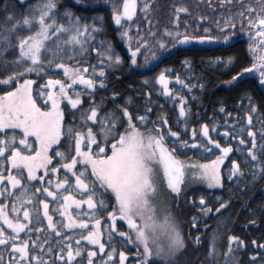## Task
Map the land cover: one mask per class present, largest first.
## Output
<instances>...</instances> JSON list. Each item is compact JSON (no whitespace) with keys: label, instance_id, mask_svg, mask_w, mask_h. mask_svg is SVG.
Returning a JSON list of instances; mask_svg holds the SVG:
<instances>
[{"label":"snow or ice","instance_id":"snow-or-ice-1","mask_svg":"<svg viewBox=\"0 0 264 264\" xmlns=\"http://www.w3.org/2000/svg\"><path fill=\"white\" fill-rule=\"evenodd\" d=\"M225 2L226 0H220L222 5ZM236 2L239 4L240 0ZM150 4L151 0L147 2L139 0V5L137 0H122V4L112 7L111 19L115 24L123 25L125 20H132L134 11L139 6L147 22V13L151 10ZM209 6L211 7V4ZM10 7L14 8L15 5L5 3L0 8V11L7 12L6 20L14 19L12 13L8 11ZM245 10L248 13L256 11L258 14L254 17L245 15ZM176 11L185 12L187 9L177 6ZM65 16L66 23L63 22ZM57 19L61 22L57 23ZM201 19L207 20V17H197V20ZM237 22L248 26L247 47L252 54V63L234 72L225 83L234 87L241 80L249 79L250 72H255L259 81L256 87L264 97V0H259V7L256 9L251 4H247L235 15L225 16L222 25L218 18L216 26L220 35H212L208 28H205L202 34L186 31L170 32L167 29L164 31L166 35L172 37L174 44L220 40L227 42L231 35L228 29ZM172 23H176L175 19ZM17 29L26 30L27 34L17 37V43L10 45L8 36ZM91 29L98 30L97 25L92 24ZM92 34L89 25H81L80 18L74 16L70 10L65 9L57 16L56 0H37L31 6L30 13L26 9L22 19H15L4 35H0V42L7 47L17 49L11 62L5 60L0 63V72L12 69L0 77V85L10 89L0 92V201H2L0 202V245L7 247L10 244L12 252L19 253V256H14L15 261L18 262L20 258L26 259L29 256L27 235L32 231V224L42 226L40 214L43 213L47 228L55 232L58 237L62 235L64 229L76 236L75 249L70 244L66 246L65 255L69 264H77L73 258L81 255V241L98 246L103 253L106 248L102 238L107 242L112 241L115 224L113 223L112 228H109L107 223H101L99 212L107 210L104 200L98 201L97 198L102 192L110 191L114 197V204L112 211H107V218L114 221L118 214L127 225L126 231L118 233L119 237L126 238L128 244H137L138 249L142 247L141 258L136 264H171L178 251L185 247V240L172 223L170 214L164 213L163 219L157 218L153 198L163 186L169 197L175 195L179 199L183 182L189 171L192 178L201 179L210 187L220 185V164L225 155L232 150L231 146L221 147L217 140L211 139L209 126L206 124L199 125V138L195 129L189 131L186 125H181V128L189 131L192 138L191 148L202 152H208L212 146L219 149V154L211 160H182L177 156L176 149L189 151V141L180 139L181 133L172 131L163 115L153 121V128L145 131L143 126L147 123V114H139L133 118L127 106H117L116 109L101 115L99 105L94 100H90L89 107L80 112L79 122H83L82 124L75 122L65 127L62 123L65 114L61 102L67 101L71 112L83 107L81 96L84 90H93L97 85L104 86V61L109 64L113 60L116 63L121 61L120 55L113 57L109 43L107 48H92V52L99 54L101 66L93 65L91 72L87 64L81 68L75 65V61H72L71 65L57 62L63 60L65 52L75 53L78 50L82 52ZM120 35L124 38L125 44H128L127 27L123 28ZM148 35L151 36L152 33L149 32ZM64 36L66 39H62ZM53 41H55L54 46ZM136 41L138 43L143 41V46L147 47L148 42L144 40L142 33L136 37ZM158 45L161 49L166 47L163 39L158 41ZM167 47L171 48L173 45L168 44ZM128 50L131 54L130 62L135 64L140 49L129 46ZM6 54L5 49L0 48V56ZM215 59L219 61L221 58ZM230 60L229 57L222 62L227 63ZM42 64L63 69L67 83L62 79L48 78L47 95L44 86H41L36 90V98H34L32 80L27 78L22 80L21 77H26L33 71L43 72ZM182 64L186 69L190 66L186 59ZM168 71L161 69L155 75V81L163 86L165 96L172 92L168 87L169 76L165 74ZM175 79L184 85V81L179 77ZM13 82L15 87H12ZM88 95H92L91 91ZM112 95L116 97L117 94L113 92ZM38 99L45 103L39 104ZM245 100L246 107L250 106L251 113H256L257 104L252 101L249 94L242 93L241 101ZM183 102L184 97L180 96V103L176 104L179 111L177 122L186 119ZM220 110L223 111V107ZM232 115L234 114H229ZM244 119L246 124L240 125L239 129L231 132V135L235 141H238L236 151L243 156V163L245 165L251 163L250 179L255 180L258 175L264 174V162H259L257 155L258 151L264 153V125L259 129L261 141L257 147L249 111L244 112ZM73 121H76L75 116ZM89 122L94 123L88 127ZM97 124L99 128L94 131ZM121 124H123L122 128ZM235 127L234 122L233 128ZM245 127H247V137L241 138ZM215 128L216 125L213 124L211 130L215 131ZM226 128L227 118L222 131L228 136L230 133L224 130ZM164 129L167 131L165 132ZM62 137L67 138V152L60 151L57 144ZM108 139H111L110 145L107 143ZM247 139H251V145L246 142ZM168 140L172 141V148L167 146ZM73 143L74 152L71 150ZM53 146H56L55 160L53 155L49 154V149ZM60 169L64 170L63 174H58ZM5 170H7L6 175ZM37 170H42L47 175V183H44V176H40V183L33 189V185L37 183ZM230 171L231 175L228 179L231 182L240 179L244 169L236 159H233ZM199 200L205 215L212 211L211 207H204L203 196L199 197ZM226 204L227 201L218 203L216 211L219 212ZM73 205L76 209L75 216L69 211L70 206ZM50 207L54 213L59 214L56 221H53V217L49 215ZM81 216L85 218H80ZM192 223L195 230L197 221L193 219ZM35 230L39 238L40 227ZM17 234L26 237L24 243L18 242ZM71 238L72 236H65L59 243L63 245L65 240ZM214 240L215 236L209 241V257L216 252ZM198 241L199 233L196 243ZM227 242L225 257L232 251L234 242L240 246L244 243L231 234L228 235ZM32 243L35 248L37 241ZM39 246L44 249L43 243ZM260 248L264 249V241L261 242ZM107 251L108 255L104 258L103 264H111L113 251ZM56 255L60 264H64V255H61L60 251ZM95 255L96 253L89 247L87 264H98L92 259ZM119 256L120 264H125V252L121 251ZM43 259L45 264H50L47 256ZM40 261L41 257L32 251L30 264H40ZM80 264H83V261Z\"/></svg>","mask_w":264,"mask_h":264},{"label":"trees","instance_id":"trees-1","mask_svg":"<svg viewBox=\"0 0 264 264\" xmlns=\"http://www.w3.org/2000/svg\"><path fill=\"white\" fill-rule=\"evenodd\" d=\"M36 2L37 0H30L25 6H20L14 0H0V8L5 3L15 5L14 8L10 7L8 9L14 17L13 20H6L7 12L0 11V25L3 26L0 27V35H4L9 26L15 22V19H22L26 9L30 13L31 6ZM65 9L67 8L58 5L57 16L61 15ZM73 12L74 16L80 18L81 25H89V30L93 34L91 39L86 41V47L82 52L78 50L75 54L67 56L64 61L58 60L57 62L70 63L71 65L72 61H75V65H79L81 68L87 64L88 70L91 72L93 65L96 67L101 66L99 54L92 52V48H107L109 43L113 57L118 54L121 56V61L116 63L113 60L111 64L104 61V86L100 87L97 85L93 90L85 89L81 96L83 107L71 112L67 104H61L65 114L62 121L63 125L67 127L70 123L79 122L80 112L84 108L89 107L90 100H94L99 105L101 115L109 110L116 109L117 106H127L133 118L139 114H147V123L143 126L145 131L153 128V121L158 116L163 115L168 121V127L172 131L180 132V139L189 141V151L176 149L177 156L186 161L211 160L219 154V149L215 148V146H212L208 152L191 148L192 138L189 135V131L195 129L197 138H199V125L201 123L208 125L211 139L217 140L221 147L230 145L232 149L221 161V184L213 189L197 185L189 187L186 177L179 199L175 196L169 197L163 186L153 198L157 218L163 219L164 213L170 214L172 223L175 224L185 240V247L178 251L171 264H264V249L260 248L261 242L264 241V174L258 175L255 180L250 179L251 163L247 165L243 163V156L236 151L238 141H235L231 135V132L239 129L240 125L246 124L244 112L249 111L256 144L259 147L261 141L259 129L264 125V97H262L260 90L256 87L259 81L255 72H250L249 79L241 80L234 87L225 83L234 72L252 63V54L248 52L247 47L241 41H238L233 45L221 48L220 53L215 54L221 55L222 61L225 58H231L227 63L222 62L221 66H214L209 62V59L213 58V55L210 54L170 52L153 70L141 72V69L148 66L164 50H169V48L167 46L164 49L156 47L154 38H144L148 42L147 47L143 46V41L138 43L136 37L140 34L136 31L137 22L128 28L129 43L125 44L124 38L120 35L123 29L116 31L112 28L109 17L104 13L102 6L96 5L93 19H90L85 11L74 9ZM60 22L61 20L57 19V23ZM63 22H67L65 17ZM92 24H96L98 30H91ZM25 34H27L26 30L17 29L8 36V43L15 45L17 37H22ZM126 46L140 49L136 71L132 69L130 60L124 52ZM0 48L5 49L7 53L5 56H0V63L5 60L11 62L17 49L7 47L2 42H0ZM154 50L155 52H153ZM69 57H71V60H69ZM185 59L190 65L187 69L182 64ZM44 65L46 64L41 65L43 74H35V71H33L26 77H21L22 80L27 78L35 84L34 98H36V90L40 89L48 78L62 79L67 83V80L61 76L62 72L60 69L45 67ZM161 69L169 70L165 74L169 76L168 87L172 92L167 96L164 94L163 86L158 85L155 81V75ZM11 70L9 68L7 71L0 72V77ZM176 77H179L180 80L184 81V85L188 86L185 87L178 83L175 79ZM12 87H15V82L12 83ZM9 90V88L0 85V92ZM89 91L92 93L91 96L88 95ZM113 92L117 94L116 97H113ZM242 93L249 94L252 101L257 104L256 113H251L250 106L246 107V100L241 101ZM180 96L184 97L183 105L186 109V119H180L177 122L179 111L176 108V104L180 103ZM237 101L241 102L238 104ZM38 103L43 105L39 99ZM221 107H223V111L220 110ZM229 114L234 115L229 116ZM73 116L76 117V121H73ZM226 118L227 128L224 130L229 131L230 134L228 136H225L222 131ZM234 122L235 129L233 128ZM79 123L82 124L83 122ZM93 123L89 122L87 126L90 127ZM213 124L216 125L215 131L211 130ZM181 125H186L189 131L181 128ZM120 127L122 128L123 124ZM98 128L99 125L97 124L93 130L96 131ZM164 131L166 132L167 129H164ZM246 137L247 127H245L241 138ZM246 142L251 145V139H247ZM107 143L110 145L111 139H108ZM166 143L169 148L173 147L171 140L166 141ZM57 144L60 151H68L66 137H62ZM71 150L73 152L75 150L74 143ZM55 151L56 146L49 150V154L53 155L54 160L56 159ZM257 155L259 162H264V153L258 151ZM233 159L238 161L244 172L240 179L230 182L228 177L231 175L230 170ZM57 163H59L58 160ZM74 167L76 166L74 165ZM88 171L90 174V170ZM63 172V169L58 170V174H63ZM6 173L7 170H5V175ZM40 176H44V183H47V175L39 172L36 178L37 183L33 185V189L40 183ZM201 196L205 199L204 207H211L212 209L207 215L202 210L199 200ZM99 199L104 200L107 211H112L114 197L110 191L107 193L102 192L97 200L99 201ZM225 201H227V204L217 212L218 203H224ZM49 203L51 205V198H49ZM69 211L75 216L76 209L74 205L70 206ZM107 211L99 212V218H101V223H107L109 228H112L113 223L115 224L112 241L107 242L102 238L106 248L103 253H101L98 246L89 245L87 241H81V255L73 258L77 264H80L81 261H83V264H87V249L89 247L96 253L92 259L98 264H103L104 258L108 255L107 250L113 251L111 264H120L119 253L121 251L125 252V264H136L137 260L141 258L142 247L138 249L137 244H128L126 238H120L118 235L119 232L127 230L126 223L118 214L114 221L108 220ZM49 215L53 217V221H56L59 216L58 213H54L51 210V207ZM40 217L43 222L42 226L32 224V231L27 235L29 256L26 259L20 258L17 262L14 260V256H19L18 252L14 254L10 244L7 247L0 245V262L2 264H30L32 251H35L37 256L41 257L40 264H45L44 256L48 257L50 264H60L56 255L58 251L61 252V255H64V264H69L65 255L66 246L70 244L75 249L76 236L72 235L69 230L64 229L62 235L58 237L55 232L47 228V221L43 220V213L40 214ZM80 218L85 217L81 216ZM193 219L197 221L195 230H193ZM37 227H40L39 238L35 230ZM74 231L78 232V230ZM197 233H199L198 243H196ZM229 234L238 237L244 243L243 246H240L234 242L232 251L225 257L224 253L228 247L227 237ZM17 235L18 242L24 243L26 237L23 234ZM65 236H72V238L71 240H65L64 244L61 245L59 241L63 240ZM213 236H215L214 246L216 252L209 257V241ZM33 241H37L35 248H33ZM40 243H43L44 249L50 250L41 249Z\"/></svg>","mask_w":264,"mask_h":264},{"label":"flooded vegetation","instance_id":"flooded-vegetation-1","mask_svg":"<svg viewBox=\"0 0 264 264\" xmlns=\"http://www.w3.org/2000/svg\"><path fill=\"white\" fill-rule=\"evenodd\" d=\"M17 3V0H14ZM30 0H27V3ZM139 5V0H137ZM147 2V0H145ZM26 3V4H27ZM57 6L62 5V7L70 10L73 15V10L76 9L78 11L86 12L90 19H93L94 8L96 5L102 6L104 13L107 14L111 23V9L115 5L122 4V0H56ZM18 4V3H17ZM25 4V5H26ZM211 4V7L209 6ZM251 4L254 9L259 7V0H240L239 4H237L236 0H226V2L222 5L220 0H151L150 11L147 13V22L145 19V14L142 13L137 7L136 19L131 25H127L123 23L121 25V29L124 27L130 28L135 22L136 31L141 35L143 34L144 38H154L156 41V46L158 45V41L163 39L165 41L166 46L168 44H172L173 47L169 48L167 51L168 54L170 52H199L213 55V58L209 59V62L214 66L222 65L221 55L215 54L220 53L221 48L228 45H233L238 41H241L244 46H248L249 37L247 35V25L241 24L237 22L233 27H230L228 31L231 33L229 40L227 42L220 40L214 42H204L205 44H214L217 43V47L214 48H199L196 46H191L183 50H179L175 48L172 37L165 34V29L170 32H179L186 31L189 33L198 32L202 34L205 28H208L212 35H220L217 31V19L219 18L221 25L223 23L224 17L232 14L235 15L241 8L245 5ZM22 5V6H25ZM21 6V5H20ZM177 6L186 8L185 12H177ZM258 13L253 11L252 13H248L245 10V15L256 16ZM207 17V20H197V17ZM67 19V17L65 16ZM175 19L176 23L173 24L172 20ZM187 21V23H185ZM149 32L152 33L149 36ZM248 50V47H247ZM163 51V52H164ZM249 51V50H248ZM162 52V53H163ZM161 55V54H160ZM220 57L221 59L217 61L215 58Z\"/></svg>","mask_w":264,"mask_h":264},{"label":"water","instance_id":"water-1","mask_svg":"<svg viewBox=\"0 0 264 264\" xmlns=\"http://www.w3.org/2000/svg\"><path fill=\"white\" fill-rule=\"evenodd\" d=\"M17 3L18 5H25L27 3V0H17ZM136 12H137V9L134 11V15H133V18L131 21H127L125 20L124 23H126L127 25H131L135 19H136ZM111 25H112V28L116 31L120 30L121 28V25H117L115 24L114 21H112L111 19ZM217 43H214V44H205V43H198V42H189V43H186V44H176L175 45V48L176 49H179V50H183V49H186L188 47H191V46H196V47H199V48H214V47H217ZM129 46H126L124 48V52L126 54V56L128 57V59L131 61V54L129 52ZM140 55V52L138 51L137 52V57H136V63L135 64H131L130 62V65L132 67V69L134 71L137 70V60H138V57ZM168 55V52L167 51H164L161 55H159L155 60H153L148 66L144 67L143 69H141V72H148V71H151L153 70L156 66H158L162 61L163 59ZM183 185H184V182H183ZM175 196V195H173Z\"/></svg>","mask_w":264,"mask_h":264},{"label":"rangeland","instance_id":"rangeland-1","mask_svg":"<svg viewBox=\"0 0 264 264\" xmlns=\"http://www.w3.org/2000/svg\"><path fill=\"white\" fill-rule=\"evenodd\" d=\"M92 30V29H91ZM62 39H66V36H64V37H62ZM53 43V46H54V44H55V41H53L52 42ZM157 45V44H156ZM156 47H159V46H156ZM153 52H155V50L153 51ZM249 52V51H248ZM76 53V52H75ZM75 53H67V52H65V54H64V58H63V61H64V59H67V56H71L72 54H75ZM45 67H49L48 65H44ZM61 70V76L63 77V78H65L64 77V74H63V69H60ZM35 74H43V72H39V71H35L34 72ZM66 79V78H65ZM67 80V79H66ZM44 88H45V95H47V91H46V88H47V80L46 81H44ZM159 85V84H158ZM160 86H162V85H160ZM55 87V86H54ZM34 90H35V84L33 83V93H34ZM41 101V103L42 104H44L45 102L43 101V100H40ZM62 103H65V104H67V101H62L61 102V104ZM58 143V142H57ZM52 148V147H51ZM50 148V149H51ZM49 149V150H50ZM221 165V164H220ZM90 170V169H89ZM38 171V173L39 172H43L42 170H37ZM186 179V178H185ZM186 180H188V186L190 187H193L194 185H197V186H201V187H204V188H208V189H213V188H217L219 185H214V186H209L206 182H204L203 180H201V179H194V178H192V176H191V172L189 171V173H188V176H187V179ZM184 182H185V180H184ZM18 255H19V253H18Z\"/></svg>","mask_w":264,"mask_h":264}]
</instances>
